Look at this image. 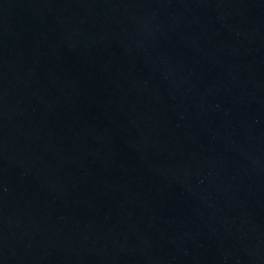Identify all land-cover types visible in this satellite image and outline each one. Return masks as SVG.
Returning a JSON list of instances; mask_svg holds the SVG:
<instances>
[{
  "label": "water",
  "instance_id": "95a60500",
  "mask_svg": "<svg viewBox=\"0 0 264 264\" xmlns=\"http://www.w3.org/2000/svg\"><path fill=\"white\" fill-rule=\"evenodd\" d=\"M0 264H264V0H0Z\"/></svg>",
  "mask_w": 264,
  "mask_h": 264
}]
</instances>
